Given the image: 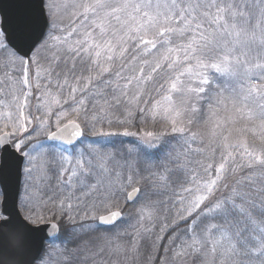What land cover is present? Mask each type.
I'll list each match as a JSON object with an SVG mask.
<instances>
[{
  "label": "snow or ice",
  "instance_id": "snow-or-ice-1",
  "mask_svg": "<svg viewBox=\"0 0 264 264\" xmlns=\"http://www.w3.org/2000/svg\"><path fill=\"white\" fill-rule=\"evenodd\" d=\"M54 252L264 264V0H0V264Z\"/></svg>",
  "mask_w": 264,
  "mask_h": 264
},
{
  "label": "rangeland",
  "instance_id": "rangeland-1",
  "mask_svg": "<svg viewBox=\"0 0 264 264\" xmlns=\"http://www.w3.org/2000/svg\"><path fill=\"white\" fill-rule=\"evenodd\" d=\"M58 243V242H57ZM105 261L108 259V256L107 254L104 256L103 258ZM117 258L116 257H110V264H111V261H114L116 260ZM61 260V257L57 254V253H53V256H52V261H51V264H59V261Z\"/></svg>",
  "mask_w": 264,
  "mask_h": 264
},
{
  "label": "trees",
  "instance_id": "trees-1",
  "mask_svg": "<svg viewBox=\"0 0 264 264\" xmlns=\"http://www.w3.org/2000/svg\"><path fill=\"white\" fill-rule=\"evenodd\" d=\"M103 233H104V229H101V233L94 234V239H96L97 242H101L102 243V241L100 240V235L103 234ZM106 261H108L109 264H110V257H108V259ZM128 264H131V262L129 261ZM137 264H141V262L138 261Z\"/></svg>",
  "mask_w": 264,
  "mask_h": 264
}]
</instances>
